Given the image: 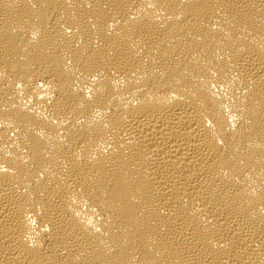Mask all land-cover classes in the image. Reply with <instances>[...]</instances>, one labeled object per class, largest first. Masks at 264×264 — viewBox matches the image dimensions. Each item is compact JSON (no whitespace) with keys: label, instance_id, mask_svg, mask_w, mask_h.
I'll return each instance as SVG.
<instances>
[{"label":"bare ground","instance_id":"6f19581e","mask_svg":"<svg viewBox=\"0 0 264 264\" xmlns=\"http://www.w3.org/2000/svg\"><path fill=\"white\" fill-rule=\"evenodd\" d=\"M0 264H264V0H0Z\"/></svg>","mask_w":264,"mask_h":264}]
</instances>
